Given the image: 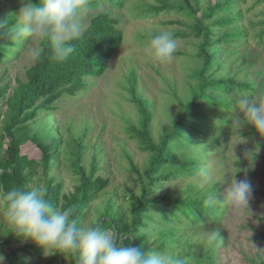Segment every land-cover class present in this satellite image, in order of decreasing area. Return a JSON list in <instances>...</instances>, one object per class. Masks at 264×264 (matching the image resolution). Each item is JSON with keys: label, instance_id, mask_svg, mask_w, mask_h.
Instances as JSON below:
<instances>
[{"label": "rangeland", "instance_id": "374dc122", "mask_svg": "<svg viewBox=\"0 0 264 264\" xmlns=\"http://www.w3.org/2000/svg\"><path fill=\"white\" fill-rule=\"evenodd\" d=\"M139 2L156 3L157 0H125L122 7H111L105 2L101 7L87 9L80 15L82 33L95 13L110 10L113 16L120 19V26L124 31L123 43L108 60L102 75L86 77V88L75 95L64 94L54 102V109L38 112L36 118L30 121L32 135L36 140L30 139L22 145L24 154L39 160L42 150L37 140L50 143L54 138L60 137L56 143L49 176L53 177L54 183L62 184V193L73 190L80 180L81 175L73 171L68 152L71 144L77 145L75 141L82 147L81 162L86 171L90 172L95 164V176L109 179L106 188L84 210L81 219L84 226L95 225L100 221V213L109 198L130 217V194L142 193L143 183L148 181L145 168L150 158L149 150H143L139 138L128 129L130 122L138 125L140 118L131 87L152 108V131L155 140H158L164 128L171 126V117L178 115L181 101H186L191 95V84H195L193 68L196 66L198 48L195 44L198 38L177 34L190 32L189 24L193 17L176 8L157 14H144L135 7V3ZM21 6V0H0V14L7 9H14L18 13ZM232 10L241 13V17L233 23L244 26L247 34L236 41L230 39L227 42L228 46L238 49L237 55L241 62L228 59L224 66L237 79L251 77L256 80L254 89H241L239 93L233 90L232 94L236 98L249 95L254 100L264 101V0H237ZM226 29L228 27H218L219 33ZM160 31H170L177 41V51L170 63H160L146 52L150 34ZM39 42L34 38L20 40L19 45L12 47L14 53L0 60V87L8 86L5 96L17 85L18 79L26 80V70L34 62L32 50L41 48ZM223 54L224 52L219 51L218 58ZM4 100V97H0L2 111L7 107ZM234 102L231 108L225 109L226 114L218 111V108L208 111L212 114V119L211 129L206 131L209 132L207 136L202 134V128L200 133H194L188 125V130L194 135L190 142L194 150L190 152L186 142L175 145L174 157L186 152L195 154L197 150L196 155L198 152L201 154L198 158L199 168L193 174L175 172L170 178L162 177L151 192L147 193L148 197L166 193L175 195L183 189L192 188L202 193L207 186L214 184L220 187L222 193L231 184L232 178L237 181L247 179L252 184L254 191L247 209H234L227 204L216 203L221 212L211 217L204 215V225L184 224L181 219L166 221L156 207L149 208L148 213L153 218L146 220L151 225L147 224L144 229L178 225L182 234L177 244L186 252L185 264H196L203 250L208 248V229L218 230L222 236L215 254L218 264H264V141L259 133H249L248 126L236 123L238 109ZM204 104L210 102L204 101ZM221 109L224 110V106ZM226 116L228 119L222 121ZM200 119L206 120V117ZM131 159L141 173L133 170ZM174 167L175 164L166 165L159 171L168 173ZM201 168L208 172L206 183L197 175ZM26 185L45 188L41 168L30 175L28 171ZM152 202L171 206L167 201L159 199ZM3 210L0 198L2 234L13 228L4 217ZM182 220L188 221L185 217ZM106 229L122 238L111 227ZM155 239V236H149L151 242ZM27 243L34 242L21 236L0 248V255L5 258L4 264L14 263L12 247ZM214 247L211 248L213 251ZM19 253L25 264H69L66 252L44 255L42 250L41 255H38L29 246L28 250H20Z\"/></svg>", "mask_w": 264, "mask_h": 264}, {"label": "trees", "instance_id": "16d2710c", "mask_svg": "<svg viewBox=\"0 0 264 264\" xmlns=\"http://www.w3.org/2000/svg\"><path fill=\"white\" fill-rule=\"evenodd\" d=\"M237 0H157L156 3L139 2L135 7L142 13L151 12L157 14L166 9L176 8L188 16H192L190 22V32L177 34L193 35L198 38L196 46L198 52L195 56L196 66L193 68L195 84H191V95L185 101H181L179 113L176 117H171V126L164 128L158 140H155L152 131V108L145 101L135 94L134 88L131 91L137 108L140 113L138 125L130 122L128 129L139 138L141 148L149 150V162L145 172L149 176L148 181L143 183V191L140 194L132 192L130 217L109 198L100 213V221L95 226L104 229L111 227L122 235L118 241L133 246L139 245L145 251L165 250L174 255L184 258L185 251H182L177 242L180 240L182 231L176 224L156 228L155 226L146 230L144 226L151 224L147 219H152V214L148 213L149 208L156 207L162 219L169 221L176 219L184 224H199L204 220V215L211 217L221 211L219 204H209L207 197L213 191L221 193L220 187L214 185L207 186L202 193L197 189H183L175 195L160 194L148 197L155 184L163 177L170 178L175 172L193 174L198 168L199 152L195 154L183 153L174 157L173 151L176 144L187 143L188 150H194L190 146L194 135L188 130V125L194 133L203 130L210 131V119L212 111L218 108L221 113L226 114L225 109L231 108L236 100L232 94L233 90L238 93L241 89L252 90L256 86V80L251 77L237 79L228 73L225 68L227 60L241 62L238 58V49L228 46L227 42L236 41L247 34L246 28L233 23L241 17V13L233 11ZM35 2V0H33ZM111 7H122L125 0H89L87 9H96L104 3ZM18 13L14 9H7L0 14V60L7 58L14 53L13 46L19 45L15 39L12 29L18 22ZM228 27L219 33L218 27ZM158 33L150 34L152 36ZM124 40V31L120 26V19L113 16L110 10L99 11L91 17L90 24L81 33V36L72 41L73 52L64 60H57L53 57L49 41H40L42 55L38 60H34L26 70V80L18 79L17 85L7 95L8 86L0 87V97H4L7 107L4 111L0 109V198L3 207L6 202L3 194L13 186L26 185L29 175L42 169L45 178L46 198L54 207L64 210L71 209L72 216L81 224L84 210L95 197L106 188L109 183L108 178L100 175L95 176L96 165H92V170L87 172L82 164L83 150L78 141L71 144L68 152L71 155L73 171L79 173L80 180L69 192H61L62 184L54 183L53 177L49 176V170L55 154L56 143L60 137L54 138L50 143L37 140L42 150L39 160L30 158L22 152V145L28 140H36L32 135L30 121L35 119L38 112L46 109H54V102L64 94L75 95L88 85L87 76L102 75L108 65V60L121 46ZM219 51L224 52L218 58ZM204 101L210 104H204ZM224 106V110L221 107ZM206 117L201 120L200 117ZM225 119L222 121L227 120ZM202 128V130H200ZM248 132H255L250 125ZM247 132V133H248ZM213 142L215 139L213 138ZM264 141V136H263ZM203 142V141H202ZM204 143V142H203ZM6 147L4 148V146ZM5 149V151H4ZM203 152V151H202ZM259 156L260 154H255ZM133 170L141 173L131 159ZM175 164L174 169L166 173L159 169L166 165ZM162 174V175H161ZM161 176V177H160ZM167 201L171 206L155 204L154 200ZM182 217L188 219L184 222ZM203 219V220H202ZM158 225V224H157ZM1 227V224H0ZM13 228L6 230L4 234L0 231V248L22 235L12 233ZM118 234V235H119ZM155 236L151 242L149 236ZM32 246L38 255L42 249L35 243H27L17 247H12L13 264H25L20 250H28ZM212 246L204 249L196 264H218L215 258V251ZM69 256V264H76V259L72 253L66 252Z\"/></svg>", "mask_w": 264, "mask_h": 264}, {"label": "clouds", "instance_id": "9594fccd", "mask_svg": "<svg viewBox=\"0 0 264 264\" xmlns=\"http://www.w3.org/2000/svg\"><path fill=\"white\" fill-rule=\"evenodd\" d=\"M89 0H21L18 22L12 29L15 39L49 41L52 55L64 60L73 52L72 41L81 36L80 15L87 10ZM177 41L170 31L152 36L146 52L160 63H170L177 51ZM33 60L42 55L39 47L32 50ZM236 123L251 126L264 136V101L241 95L235 100ZM197 175L206 183L208 172L199 169ZM216 183V182H215ZM203 187V184L201 185ZM252 184L232 178L222 193L213 191L209 204L224 203L234 209H247L253 194ZM6 206L3 215L12 225L15 235L33 241L44 255L72 253L76 264H185L183 257L166 251H145L141 246L124 244L110 230L80 224L71 209L60 210L46 198V189L36 185H17L3 194ZM202 225L204 223L201 221ZM207 243L222 242L218 230L208 229ZM0 255V264H4Z\"/></svg>", "mask_w": 264, "mask_h": 264}]
</instances>
